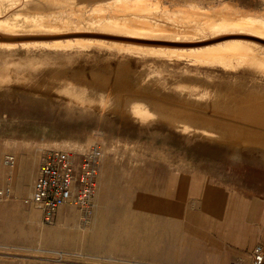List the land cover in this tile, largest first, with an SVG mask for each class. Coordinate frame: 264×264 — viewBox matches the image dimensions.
Wrapping results in <instances>:
<instances>
[{
  "label": "rangeland",
  "instance_id": "rangeland-1",
  "mask_svg": "<svg viewBox=\"0 0 264 264\" xmlns=\"http://www.w3.org/2000/svg\"><path fill=\"white\" fill-rule=\"evenodd\" d=\"M170 1L164 0L163 6L177 14L180 7H175V3ZM223 2L235 4L229 9L237 16L263 21V26L259 24L264 28V0H222L219 3L214 0L211 7L218 9ZM203 5L207 6L205 3ZM167 8L163 10H169ZM111 13L107 12L106 15L110 16ZM67 19L74 25L64 26L62 32L60 29L36 32L39 35L27 40L45 43L89 38L103 40L105 45L111 42H130L133 45L130 46L138 47V50L156 49L157 46L175 50L243 39L255 45L253 48L256 54L262 52L257 55H264L263 39L245 33L233 35L236 29L228 30L227 33L220 30L204 31L201 37L198 35L202 39L193 36L196 40H192L190 34L188 38V35H180L184 39L179 37L175 42L150 41L114 35L94 25L81 29L78 26L81 22L72 14L62 16V23H66ZM22 40L27 41L25 38ZM95 46L85 49L86 53L83 50L79 58L72 56V60L80 59V64L86 62L88 66L106 71L116 65L134 66L144 75L152 73L156 79L165 74L208 85L221 86L236 82L244 87H264V73L253 69L247 62L242 63L243 60H238L241 58H232L229 60L231 63L228 61L223 66L221 61L209 64L179 52H174L172 56V50L170 54L167 52L171 57L165 53V58L164 53V56L138 55L121 45H117L119 48L115 46L117 49H110L109 45L106 48L102 45L101 49ZM163 48L157 49L166 50ZM108 49L115 51L108 52ZM100 50L107 51L101 53ZM126 51L132 54L130 58ZM118 52L121 55L118 54L119 57ZM109 53L115 55L112 54L110 58ZM97 56L99 58L95 60ZM117 57L125 61L124 65L117 62ZM151 62L154 64L151 65ZM236 62H241L243 66L239 63L237 67ZM119 124L110 120L98 121L88 114L72 115L42 108L31 104L24 94L0 98V150L6 154L7 150L2 148L6 144L8 149L14 146L22 162L27 161L30 152L38 153L30 190L46 152L63 150L80 155L93 148L101 151L93 208L86 218L78 209L67 207L61 210L54 223H44L40 211L23 202L29 195H21L13 190V187L6 184L9 178L6 176L5 187L0 188L9 191L10 197L0 202V264H251L249 257L242 256L234 246L240 241L241 234L246 232L241 225L246 199L264 196V156L247 150L239 153L221 150L218 155L216 151L207 150L209 148H199V145L175 137L171 139L159 130L143 131L142 128L124 124L125 128L122 123L121 128H124L121 129ZM10 156L13 157L14 167L9 172H13L11 169L14 168V180L18 181V157L14 153ZM4 157H0L1 172ZM97 197L100 198L98 202Z\"/></svg>",
  "mask_w": 264,
  "mask_h": 264
},
{
  "label": "bare ground",
  "instance_id": "bare-ground-1",
  "mask_svg": "<svg viewBox=\"0 0 264 264\" xmlns=\"http://www.w3.org/2000/svg\"><path fill=\"white\" fill-rule=\"evenodd\" d=\"M215 1L219 3L222 0ZM163 2L164 0H0V98H6L11 94H24L31 104L42 108L58 110L72 115L88 114L98 121L110 120L122 123L123 126L130 125L131 127L142 128V130H159L158 132L168 134L171 139L175 137L177 140L199 145V148H209L207 150L211 149L216 151L217 154L221 150H229L231 153L247 150L258 152L264 156V87H244L235 84L236 82L221 86L208 85L165 74L156 79L152 73L147 72L144 75L136 67L133 68L134 66L118 67L116 65L117 68L111 67V70L107 69L108 71H106L88 66V64H85L86 62L84 64H80L82 61L78 63L80 60L78 58L83 55L82 51L85 52V49L92 45L99 46L100 49L102 45L104 48L109 45L110 49L121 45L127 51L138 55L159 54L160 56L167 52L170 54L172 50V56L175 55L174 52H179L181 55L182 53L187 55L188 58L192 56L198 61L209 64L221 61L220 63L223 62V66L224 63H228L229 60L236 57V59L241 58L238 60H243L242 63L246 64L245 62H247L253 69L264 73V55H257L260 52L258 50L256 54L253 48L255 45L252 42L251 45L249 42H244L243 39V41L233 39L215 44L210 42L211 44L198 48L170 50L167 46L166 48L157 46V48L166 50H158L157 48L147 50L141 48L138 50V47H132L133 45L130 42H111L112 44L107 43L105 45L106 42L103 40L98 39L96 41L94 38V40L89 38L66 39L54 42L45 41V43L40 40H37L38 42L27 40L32 36L39 35L36 32L47 29H60L61 31L64 26H73L74 24L71 25L69 19L66 23H62L61 17L67 14L77 16L81 22L77 24L81 26V29L94 25L99 30L110 31L115 33L114 35L150 41L175 42L179 37L182 38L181 36L186 37L188 35V38L190 34L192 40H196L193 36L197 38L199 35L201 37V33L204 31L220 30L227 33L228 30L230 32L232 29L237 31H233V35L245 33L264 40L263 21L259 22L260 20L256 21L252 17L247 18L239 14L237 16L229 9L235 4L231 5L227 2L225 4L223 2L218 9H213L211 4L214 0H171L170 3H175V7H180L177 14H174V11H171L170 8L163 6ZM166 8L169 10H163ZM107 12L111 13L110 16L106 15ZM70 18H73V16ZM259 23H262V26ZM75 31L78 30L75 29ZM24 38L27 41H23ZM119 46L117 47L119 48ZM139 46L150 47L149 45ZM113 51L109 50L108 52ZM112 54L109 53V57ZM118 54L120 55V53H117L119 57ZM129 54L130 58L132 54ZM137 54L135 55L137 56ZM72 56L78 57V61L72 60ZM118 57L116 60L122 65L125 61L123 62L121 57ZM98 58L97 56L95 60H98ZM239 63L240 66H243L241 62ZM152 64L154 62H151ZM248 64L247 67H249ZM249 68L247 69L249 70ZM232 71L234 72L233 67ZM247 73L249 72L247 71ZM258 75L260 74L258 73ZM125 128L127 127L125 126ZM132 132H136V130ZM7 149L6 144L2 150ZM99 152L100 159V149ZM7 157L12 156L7 155L4 157V165H6L5 159ZM1 179L0 171V181ZM99 199L97 202L100 201Z\"/></svg>",
  "mask_w": 264,
  "mask_h": 264
},
{
  "label": "built area",
  "instance_id": "built-area-1",
  "mask_svg": "<svg viewBox=\"0 0 264 264\" xmlns=\"http://www.w3.org/2000/svg\"><path fill=\"white\" fill-rule=\"evenodd\" d=\"M99 156L98 148L80 155L63 150L46 152L40 161L31 194L23 202L40 211L46 224L54 223L61 210L67 207L78 209L84 218L88 217L97 188ZM13 163L12 157L5 159L7 166ZM9 197V191L0 188V202ZM251 256L252 264H264L261 245L254 246Z\"/></svg>",
  "mask_w": 264,
  "mask_h": 264
},
{
  "label": "crops",
  "instance_id": "crops-1",
  "mask_svg": "<svg viewBox=\"0 0 264 264\" xmlns=\"http://www.w3.org/2000/svg\"><path fill=\"white\" fill-rule=\"evenodd\" d=\"M13 147L14 146L11 145L9 149H7L6 154L0 151V157L3 159L4 155H10L11 153L16 154L19 162L17 168V170L19 169V171H17L19 173L18 181L14 180V168L11 169L13 172H9L12 167H8L3 164L4 167L1 172V176L4 179L0 182V187H5L4 182L8 179L6 184L13 187V190H16L21 195H30L32 191L30 190L31 178H33L35 172L38 153L30 152L27 156V161L22 162L20 156L17 155V152L14 151ZM6 176H9V178L5 179ZM241 218L242 228L246 232L241 234L240 241L236 242L234 247L236 251H239V253L242 254V256H248L252 264L251 253L254 246L261 245L264 251V196H251L246 199Z\"/></svg>",
  "mask_w": 264,
  "mask_h": 264
}]
</instances>
